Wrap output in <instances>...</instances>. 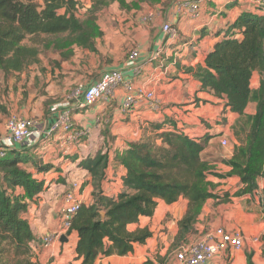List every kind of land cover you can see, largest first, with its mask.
Returning a JSON list of instances; mask_svg holds the SVG:
<instances>
[{"label": "trees", "instance_id": "obj_1", "mask_svg": "<svg viewBox=\"0 0 264 264\" xmlns=\"http://www.w3.org/2000/svg\"><path fill=\"white\" fill-rule=\"evenodd\" d=\"M81 1L0 0V71L5 78L39 63L44 50L77 45L96 52L95 39L103 35L97 14L112 4L131 11L165 0H89L85 19L77 16ZM218 36L194 74L203 87L212 88L225 101L226 108L239 114L233 127L237 142L232 155L210 156L207 149L213 136L191 138L171 120L151 123L138 140L115 152L114 159L126 169L117 196L102 188L109 154L84 158L79 165L91 174L95 200L82 203L72 218L81 264H96L100 256L132 253L135 244H144L153 232L147 227L133 231L129 226L143 216H153L159 199L172 204L184 197L188 209L179 221L173 247L165 256L157 254L155 261L146 262L170 264V252L182 246L186 234L193 233L206 202L230 200V192H215L217 185L210 177H238L243 188L235 196L253 194L259 188L258 178L264 174V16L243 10ZM255 72L261 77L258 88L251 85ZM252 102L257 104L256 113L249 115L246 110ZM39 146L9 150L0 157V264H38L33 260L34 234L25 214L45 187V179L36 175L53 168L34 156ZM219 163L231 170L220 172ZM249 264H254L251 256Z\"/></svg>", "mask_w": 264, "mask_h": 264}, {"label": "crops", "instance_id": "obj_2", "mask_svg": "<svg viewBox=\"0 0 264 264\" xmlns=\"http://www.w3.org/2000/svg\"><path fill=\"white\" fill-rule=\"evenodd\" d=\"M243 10L254 12L252 5L240 4L235 0H211L203 7V13L206 17L205 22L212 23L209 27L200 31H195L196 24L194 21L187 18L177 19L178 26L186 35L183 40L186 41L196 37L197 45L195 47L197 49L192 47L190 51L185 50V47L181 46L182 41H180L179 50L173 46L166 51L165 58L157 62H148V55L163 42L159 29L163 17L152 25L137 26L141 30L138 35L137 47L142 54L140 61L144 64L145 72L137 80L153 81L156 84L157 91L164 102L163 108L159 112H153L147 106H142L134 113H124L121 110V98L118 101H100L84 109L75 108L73 117L78 124L95 127L97 121L100 120L101 125L99 130L94 131L90 139L70 148L68 152H62L52 145H46L45 139L41 136L44 135L45 130L57 122L59 116L70 106L69 102L62 101L53 105H43L41 110L31 111L30 116L26 113V111H29L28 107L21 108L20 112L33 118L35 123L31 134L21 143L13 146L12 149L23 151L35 145H40L36 151H33L34 156L42 154L39 158L43 159V163L53 166L50 171L36 175L45 179V187L35 197L34 202L25 214L30 221L34 234V240L32 241L34 262L38 264H81L82 260L78 258L76 252L77 231L71 229L69 238L65 236L66 239H62L64 237L62 236L48 246L45 243V238L49 233L60 230L63 226L67 192H73L82 198L84 204L94 202L95 192L91 184V174L79 164L86 157L103 153L106 143H109V145L114 144L110 142V135L117 138L115 139L114 151L112 149L109 151L112 156L109 157L106 179L102 183V188L110 196L118 195L123 187L126 169L114 159L115 152L128 146L129 142L140 138L137 128L139 125L132 124L123 127L126 126L125 121L127 118L133 120L138 115H142L138 118L146 120L143 129L148 128L154 122L171 120L175 123L178 131L191 138L201 140L205 136H213L211 144L218 140L221 142L223 139H229V137L233 140L232 142H237L233 127L239 118V114L232 112L230 108H226L225 101L218 98L212 88L203 87L201 81L191 72L187 62L190 56L197 51L204 53L206 57L218 40V33L223 32L234 22ZM214 12L219 15H213ZM174 13V10H171L168 13L169 17L173 18ZM150 36L152 41L148 44L147 40ZM122 61L116 59L111 68L104 71L123 68L128 59L124 63ZM35 66L36 64H33L26 71L14 72L4 81L6 80L9 86L15 84L20 86L27 81L25 77L27 71L33 70L35 75L38 76L42 74L35 70L37 68ZM72 67L74 69V66ZM57 76L56 74L53 77ZM98 77L89 82L98 79ZM126 79H133V75L127 73ZM260 79L259 72H255L251 82L253 88L259 87ZM80 80L79 77L76 81L79 82ZM48 81L50 87H53L58 80L48 79ZM61 81L69 83V78L66 77ZM17 98H20V96ZM1 103L4 105L3 102ZM256 108L257 104L252 102L249 104L246 113L253 115L256 113ZM34 116H37V118L35 119ZM6 117V113L0 112V135L5 134ZM134 122L137 123L135 120ZM109 124L115 126V128L111 130L109 135H103L105 127ZM117 127L120 129H116ZM123 131H127L126 134H122ZM134 132H137V134L134 135ZM136 135L139 136L134 138ZM122 136L126 138V142L122 141ZM123 143L124 145H122ZM232 150L233 147L226 157L232 155ZM43 154L45 155L43 156ZM29 168L34 170L32 164ZM218 169L220 172L231 170L229 166L223 163H219ZM209 180L217 185L215 192H230V200L218 203L215 199H209L198 217L193 233L186 234L185 238L191 239L194 236H199V239H201L218 227L232 233L240 232L246 238L243 248H231L208 260L205 264H249V256H251L254 264H264V174L258 178L259 188L253 194H243L241 196H235V193L243 188V184L238 177L222 179L210 177ZM75 183L78 185L75 186ZM75 189H80L79 193ZM187 209L188 200L184 197L172 204L159 199L153 216H143L139 223L129 226V229L133 231L147 227L153 232V236L144 244H135L134 251L128 255L100 256L96 260V264H146L147 260L155 261L157 254L165 256L173 247V243L169 242V236H173L175 239L179 231V221L184 217ZM254 238H260V242H254ZM182 246L170 252V264H178L176 253Z\"/></svg>", "mask_w": 264, "mask_h": 264}, {"label": "built area", "instance_id": "obj_3", "mask_svg": "<svg viewBox=\"0 0 264 264\" xmlns=\"http://www.w3.org/2000/svg\"><path fill=\"white\" fill-rule=\"evenodd\" d=\"M211 0H173L171 10H174V17L169 14L162 15L157 10H150L137 18V26L145 27L157 22L161 17L159 29L162 36V43L153 49L148 55V62H157L165 58L166 51L173 46L180 49L179 42L182 41L185 50L196 48L197 38L183 40L184 31L178 26L177 19L187 18L196 24L195 31L207 28L212 22H205L203 13L205 7ZM240 4L252 5L255 13L264 16V0H235ZM213 15H219L217 12ZM197 49V48H196ZM141 51L135 48L131 51L127 63L123 68L106 70L102 72L98 79L87 82H78L76 86L70 88L65 101L70 106L59 116L57 122L45 130L41 138L45 139L48 146H54L62 152L74 146L80 145L85 140L90 139L95 130H99L101 121H97L96 126H84L78 124L73 117V110L84 109L100 101H122L121 110L124 113H134L142 106H147L153 112H159L163 108V99L157 91V86L153 81H139L137 78L144 75V64L140 61ZM164 56V57H163ZM205 54L197 51L190 56L187 65L194 73L199 66L204 63ZM127 73L133 75V79H126ZM34 119L25 114H12L5 123V134L0 135V157L7 155L12 147L21 143L31 134L34 127ZM223 146H229L227 139L221 140ZM233 147V146H232ZM231 147V148H232ZM75 186L78 184L75 183ZM82 198L73 192H67L65 198V217L60 230L49 233L45 238L46 245L52 244L62 236L69 238L72 218L82 205ZM245 236L240 233H232L222 227H218L207 233L203 238L183 245L176 253L178 264H205L215 256L228 251L231 248L241 249L245 245ZM254 242H260V238H254Z\"/></svg>", "mask_w": 264, "mask_h": 264}, {"label": "rangeland", "instance_id": "obj_4", "mask_svg": "<svg viewBox=\"0 0 264 264\" xmlns=\"http://www.w3.org/2000/svg\"><path fill=\"white\" fill-rule=\"evenodd\" d=\"M81 2L84 6L82 5L77 12V16L81 19H85L91 4L89 0H82ZM172 2L173 0H165L154 6L144 5L139 10L131 11L121 9L118 4H112L110 7L97 14L96 21L103 35L95 39L96 52L77 45H73L70 49L64 50H44L40 52L39 63L35 66L37 67L35 70H38L42 74L38 76L35 75L33 70H30L31 72L27 71L25 73L27 81L20 86L18 84L9 86V83L6 80L4 81V73L0 71V112L6 113L7 119L12 114H22L23 112H20L21 108L28 107L29 111H26V113L30 116L31 111L34 110L37 112L41 110V106L43 107V105H53L57 102L65 101L70 88L76 86L78 83L76 81L77 78L80 77L81 80L79 82H89L99 76L105 69L111 68L112 63H114L116 59H121L122 61L125 58L122 61V63H124L129 58L131 51L138 48V35L141 30L137 28V18L150 10H157L165 16V14L171 11ZM127 25L129 26L127 27ZM151 41L152 37L150 36L147 43L150 44ZM72 66H74V69ZM56 74L58 76L54 78L53 76ZM66 77L69 78V83L61 81ZM48 79L58 81H56L53 87H50ZM18 96H20V98H17ZM1 102H3L4 105H2ZM138 117H142V115H138L137 118L133 120L127 118L125 121L126 126L124 125L123 127L132 124H136V126L139 125L137 128L141 137L145 130L143 126L146 120H141ZM34 118L36 119L37 116H34ZM134 120L137 121V123H135ZM114 128L115 126L113 125H107L103 135H109ZM116 129L120 128L117 127ZM126 132L127 131H123L122 134H126ZM133 134L135 135L137 132ZM138 136L139 135H136L134 138ZM116 138L117 137L110 135V142L114 144L109 145V143H106L103 149V153L109 154V157L112 156L109 151L111 149L113 150ZM122 139L123 142L126 140L123 136ZM230 139V137L227 139L231 144L230 147L223 146L218 140L210 144L207 153L215 158L226 157L230 154L231 147L234 143L232 142L233 140ZM122 145H124V143ZM41 155L42 154H36L37 158ZM44 155L45 154H43V156ZM41 160L43 159L41 158ZM76 191L79 193L80 189ZM198 239L199 236H194L191 239L186 238L182 245ZM173 240V236H169V242L173 243Z\"/></svg>", "mask_w": 264, "mask_h": 264}, {"label": "water", "instance_id": "obj_5", "mask_svg": "<svg viewBox=\"0 0 264 264\" xmlns=\"http://www.w3.org/2000/svg\"><path fill=\"white\" fill-rule=\"evenodd\" d=\"M22 1H24V0H22ZM62 239H66V237L64 236Z\"/></svg>", "mask_w": 264, "mask_h": 264}]
</instances>
